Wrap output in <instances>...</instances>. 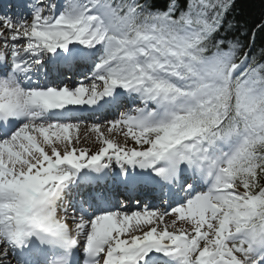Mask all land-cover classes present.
<instances>
[{"label":"snow or ice","instance_id":"obj_1","mask_svg":"<svg viewBox=\"0 0 264 264\" xmlns=\"http://www.w3.org/2000/svg\"><path fill=\"white\" fill-rule=\"evenodd\" d=\"M258 39L264 0H0V264H264Z\"/></svg>","mask_w":264,"mask_h":264},{"label":"trees","instance_id":"obj_2","mask_svg":"<svg viewBox=\"0 0 264 264\" xmlns=\"http://www.w3.org/2000/svg\"><path fill=\"white\" fill-rule=\"evenodd\" d=\"M261 46H264V41L258 39L257 40V45H256L257 49L260 48Z\"/></svg>","mask_w":264,"mask_h":264},{"label":"bare ground","instance_id":"obj_3","mask_svg":"<svg viewBox=\"0 0 264 264\" xmlns=\"http://www.w3.org/2000/svg\"><path fill=\"white\" fill-rule=\"evenodd\" d=\"M110 118V117H109ZM91 122H92V120H91ZM91 125V124H90ZM90 125H88V126H90ZM81 134H85V130H84V126L82 125V128H81ZM89 135H93V134H91V133H88Z\"/></svg>","mask_w":264,"mask_h":264},{"label":"rangeland","instance_id":"obj_4","mask_svg":"<svg viewBox=\"0 0 264 264\" xmlns=\"http://www.w3.org/2000/svg\"><path fill=\"white\" fill-rule=\"evenodd\" d=\"M88 124V123H87ZM81 135H84V134H81ZM166 220L168 219L167 217L165 218Z\"/></svg>","mask_w":264,"mask_h":264}]
</instances>
